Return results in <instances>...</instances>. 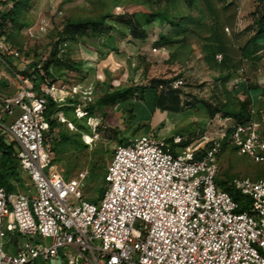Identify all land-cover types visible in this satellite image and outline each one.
I'll use <instances>...</instances> for the list:
<instances>
[{"label":"built area","instance_id":"built-area-1","mask_svg":"<svg viewBox=\"0 0 264 264\" xmlns=\"http://www.w3.org/2000/svg\"><path fill=\"white\" fill-rule=\"evenodd\" d=\"M15 1L0 0V21ZM28 66L2 29L0 81L13 90L0 92V134L13 143L23 181L10 191L0 186V264H264V178L232 180L249 200L241 212L216 183L224 146L264 161L263 118L252 103L248 120L223 117L215 137L181 146L178 135L167 142L142 134L115 145L105 190L91 202L78 193L88 171L67 179L50 162L44 114L56 97L48 79L37 91L23 73Z\"/></svg>","mask_w":264,"mask_h":264},{"label":"rangeland","instance_id":"rangeland-1","mask_svg":"<svg viewBox=\"0 0 264 264\" xmlns=\"http://www.w3.org/2000/svg\"><path fill=\"white\" fill-rule=\"evenodd\" d=\"M17 1L26 5L14 19H7L3 27L6 37L21 50L27 63L43 67L49 60V50L54 45L59 50L66 43L57 56L59 63L49 67L48 87L59 107L53 116L57 124L52 131L53 139L62 131L74 142L65 145L62 151L52 150L50 162L67 179H76L89 171L78 189L83 198L96 199L98 190L104 186L102 178L114 146L130 137L150 134L168 142L178 135L182 141L192 142L203 135L218 134L224 116L220 113L212 116L210 112L220 106L225 96L221 88L213 89L215 77L210 75L208 65L216 59L215 53H222L213 37L222 30L227 39L223 44L230 49V62L235 64L231 66L233 77L227 86L229 100L234 104L249 97L258 117L263 118L264 135V56L259 51L264 41L255 47L246 45L250 56L241 57L239 52L256 30L254 19L260 12L259 0H211V5L206 0H196L191 9L184 6L183 0ZM117 7L124 13H119ZM163 9L176 19L180 16L193 19L183 42L165 47L155 45L160 33L170 31L165 22L154 20L145 26L144 39L133 38L121 22L131 14ZM102 15L105 20L100 34L86 27L74 38L62 36L67 21L97 19ZM217 19L219 28L215 24ZM255 50L259 52L253 56ZM8 62L13 67L17 63L12 59ZM177 79L183 84L172 88L171 82ZM245 84L251 87L246 89ZM150 86L157 94L177 95L179 110L156 108ZM126 87H137V92L143 89V99L136 96L101 105L92 115L85 114V108L95 105L103 94ZM12 90L7 81H0V92L9 94ZM89 117L92 126L87 124ZM218 164V183L224 181L232 186L235 178L251 181L264 178V161H252L232 147H223Z\"/></svg>","mask_w":264,"mask_h":264},{"label":"trees","instance_id":"trees-1","mask_svg":"<svg viewBox=\"0 0 264 264\" xmlns=\"http://www.w3.org/2000/svg\"><path fill=\"white\" fill-rule=\"evenodd\" d=\"M170 1V0H169ZM196 0H183V4L188 9H191ZM207 4L211 5V0H206ZM260 2V12L258 16L254 19V24L256 26L255 32L249 37L246 44L239 48V52L241 57L250 56V52L247 50L246 45H254V47L259 44V42L264 41V0H259ZM26 5V3L15 1L13 7L5 12L0 21V31L4 29L3 25L7 19H14L17 13L20 11L22 6ZM225 4L223 7L228 6ZM214 13L217 11L214 9ZM217 16V15H216ZM105 16H100L97 19H85L80 21H67L63 28L62 36L64 38H74L76 34L82 31L86 27H90L91 32L94 34L101 33V27L104 24ZM154 20H158L160 22H165L170 26V31L168 33H160L158 35V40L155 42L157 47H165L172 44L183 42L186 38V34L189 31V24L193 22V19L189 16H180L179 18H175L174 16H170L166 9L159 11H151L145 12L141 15L131 14L128 18L122 19L121 22L124 23L130 32V35L136 39H144L146 37L145 26L150 25ZM215 24L217 28H219L218 19L215 20ZM174 34V35H172ZM214 39L217 40L218 48L223 47V43L219 40L220 37H225L224 31H220L213 35ZM264 56V47L259 50ZM255 50L252 52L253 56L259 52ZM49 60L45 63L43 67H36L34 65L28 66V70L24 71L26 75L30 76L33 80L35 88L39 91V85L43 82L44 79L50 78L49 67L52 63H59L58 57L61 53L54 45L48 52ZM222 55V54H221ZM216 56V55H215ZM216 58V57H215ZM258 58V57H256ZM222 60V58H221ZM235 64H231L234 67ZM234 69L231 72L220 75L218 77L219 85L224 93L225 99L220 103V106L213 107L210 114L214 116L217 113H220L224 117H233L237 122H243L250 118L248 112V106L250 104L249 97H246L243 100H236L234 104H232L229 100L230 91L227 87V83L233 77ZM51 79V78H50ZM246 89L250 88V84H245ZM242 86V85H241ZM149 91L153 97V104L156 108L163 109H174L176 111L179 110V101L177 95L174 93H163L157 94L154 87L150 86ZM143 89H140L137 92V87H126L115 89L111 92H107L100 96L96 101L95 105H91L85 108V114L90 116L93 114V111L96 107H100L101 105H110L115 104L117 102L126 101L132 97L137 96L138 99H143ZM173 107V108H172ZM59 111V107L57 103L52 101L50 98L47 101L46 109H45V118L48 121L49 130L47 132L48 137L50 139L51 150L62 151L67 144H71L74 142L72 137L68 136L66 133L59 131L56 137L52 136V131L56 127V121L53 118L54 114ZM123 143V142H120ZM190 142H181V146H185ZM225 147V146H224ZM13 143L7 144L4 141L3 135L0 134V186L5 188L7 191L13 190L15 188L14 183L22 184L23 177L21 171L18 167V162L13 156ZM106 168V167H105ZM105 172V171H104ZM89 173V171H88ZM103 180V187L98 190V195L96 199L91 200V202H96L103 194L105 190V183ZM216 183L220 184L222 190L227 191L231 197L238 203L239 209L238 211H244L248 208L249 200L246 195L242 194L240 191L235 189L233 186L227 185L224 181L218 183L216 179ZM32 264H45L40 260H35Z\"/></svg>","mask_w":264,"mask_h":264},{"label":"crops","instance_id":"crops-1","mask_svg":"<svg viewBox=\"0 0 264 264\" xmlns=\"http://www.w3.org/2000/svg\"><path fill=\"white\" fill-rule=\"evenodd\" d=\"M219 40H221L222 43L224 41L227 42L226 37H220ZM222 45H223V47H220V49L217 48L218 51H221L223 53V54L222 53H220V54L224 55V56H222V58H223L222 63L221 64L218 63V62H221V60L218 61L217 59H214V60H210L209 61V65H208V67L210 69L209 70L210 75L215 77L212 80V83H213L212 87H213L214 90H218L219 88H221L220 85H219L218 77L220 75H223V74H226V73L232 71L231 62H230L231 59H230V56H229L230 49L226 45H224V44H222ZM216 54H219V53H215V55ZM231 80H232V78L229 80V83H230ZM227 86H228V83H227ZM249 96H250V98L252 100V98H253L252 95L249 94ZM147 133H148V131H147Z\"/></svg>","mask_w":264,"mask_h":264}]
</instances>
